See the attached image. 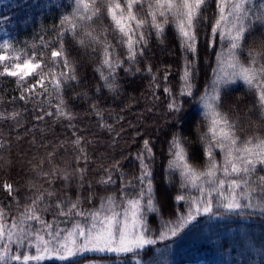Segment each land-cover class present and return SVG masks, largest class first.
<instances>
[{
  "label": "snow or ice",
  "instance_id": "snow-or-ice-1",
  "mask_svg": "<svg viewBox=\"0 0 264 264\" xmlns=\"http://www.w3.org/2000/svg\"><path fill=\"white\" fill-rule=\"evenodd\" d=\"M215 3L217 11L210 27L209 46L214 48L219 37L223 47L216 53L209 87L198 98L194 88L199 70V30L208 20L205 15L208 0H73L71 6L44 4L41 10L44 7L71 9L61 15L58 25L52 26L56 32L55 40L47 39L44 33H34L30 46L25 42L16 47L12 40L0 43V78H15L20 93L13 101L36 104L41 113L35 116L38 121L45 117L65 119L69 121V127L74 128L71 121L75 114L69 109L65 93L69 88L80 89L81 78L66 45V37L70 35L77 47L97 61L94 70L99 82L93 85L95 94L102 95L106 89L113 99H117L122 94L121 70L126 76L146 73L155 88H159L151 64L145 63L143 68L140 65L147 59L151 38L155 36L163 44L166 29L172 26L179 37L183 68L179 93L174 94L168 86L163 89L169 97L168 112L180 125L184 102L178 97L187 96L202 108L207 121V132L200 136L207 158L203 170L191 162L182 133L173 132L171 136L167 174L171 178L178 172L181 188L191 185L200 195L188 201L186 212L165 222L158 234L151 232L146 218L148 213L160 212L153 183L155 153L148 139L143 140L141 150L135 155L139 162L138 175L128 179L121 171L119 161H114L111 167H103L105 174L98 183L105 191L116 184L114 171L121 172L122 187L119 195L112 192L102 197L99 207L90 210L81 206L79 195L75 199L67 195V187L73 180L83 187L88 169L75 168L72 172L67 168L59 169L54 166L55 148L48 150V168L45 169L43 159L33 166L38 169L39 187L30 182L29 186L36 191L23 205L16 197L17 190L13 185H3L15 201L17 214L9 221L11 209L6 212L0 207V264H45L53 259L61 264H73L77 257L86 253L111 254L130 258L132 264H147V259L152 258L146 259V255L158 241L181 239L188 232L194 233L197 239L203 237L206 240L202 229L196 231L201 217L212 221L248 219L257 212L264 216V174H261L264 173V3L258 4L256 10L249 7L252 0H215ZM9 20L0 17V25ZM167 79L168 73H165L164 80ZM241 84L252 97L251 106L246 105L251 115L243 122L239 119L243 101L230 95ZM74 95L90 99L87 91H74ZM153 96L159 98L155 92ZM46 97L55 98L56 102L48 103ZM89 111L101 121L100 127L114 131L111 124L102 122L105 109L99 107L98 100L91 101ZM23 114L17 109L0 112V121L11 120L19 125ZM245 124L251 132L241 135ZM73 135L75 139L71 143L79 153L76 162L83 160L86 165L89 158L83 138L75 132ZM35 142L33 137V144ZM4 147V141H0V148ZM216 148L224 154L222 165L215 158ZM221 172L227 180L221 178ZM57 178L66 186L60 194L53 187ZM45 184L48 187H44ZM92 195L90 192L89 203ZM175 200L180 202L185 197L177 194ZM46 214L53 218L47 219ZM62 223H68L70 227H61ZM247 239L250 237L240 238L233 246L243 248ZM157 251L160 255L154 259V264H168L165 254L169 248ZM125 264H128L127 259Z\"/></svg>",
  "mask_w": 264,
  "mask_h": 264
},
{
  "label": "trees",
  "instance_id": "trees-1",
  "mask_svg": "<svg viewBox=\"0 0 264 264\" xmlns=\"http://www.w3.org/2000/svg\"><path fill=\"white\" fill-rule=\"evenodd\" d=\"M49 3L71 6L73 0H40V4H37V0H0V17L10 18L6 24L0 25V33L12 40L16 47H20L25 42L30 46L34 33H44L47 39L55 40L56 32L52 30V26L58 25L61 15L67 14L71 9L60 7L49 10L48 7H44L41 10V5ZM260 3H264V0H252L249 7L256 10V6ZM216 11L215 0H208L205 12L208 20L202 23L199 30L197 63L199 70L195 76L194 88L197 98L205 88L209 87L212 69L216 66V53L223 47L219 37L216 39L214 48L209 46L210 27ZM105 23L109 21L105 20ZM17 41L19 43H16ZM113 43H115L114 40ZM224 43L226 44L227 41L225 40ZM66 45L81 78L80 89L69 88L65 93L69 109L75 114V118L71 121L75 125L74 128L69 127V121L65 119L45 117L43 120H36L35 116L41 114L36 104L24 105L23 102L13 101V98H18L20 94L14 82L15 78H0V112H11L17 109L24 113L19 125L11 120L0 121V141L5 143V147L0 148V207H3L6 212L9 208L11 209L8 214L9 221L17 214L15 201L4 190L3 185L12 184L17 190L16 197L23 205L36 191L29 186L30 182L37 183L39 187L38 169L33 166L43 159L44 167L47 169V151L55 148V167L67 168L69 172L75 168L88 169L83 187L73 180L71 186L67 187V195L73 199L79 195L81 206L85 210L93 209L94 206L98 208L102 197L112 192L119 195V189L122 187L119 181L121 172L114 171L113 179L116 180V184L105 191L104 186L98 183L99 178L105 174L103 167H111L114 161H119L120 169L128 179L138 175L139 162L135 160V155L141 150L143 140L148 139L155 153L152 163L153 183L160 212L147 214V221L151 232L158 234L165 222L174 220L175 216L181 212H186L188 201L200 195L199 191L191 185L181 188L178 172L173 173L171 178L167 174L170 159L169 141L173 132H181L186 138L193 165L200 170L207 166V158L203 152V145L200 143V136L207 132V121L204 120L202 108L190 97H178L184 102V108L180 114L181 124L178 125L176 118L170 116L168 112L169 97L163 91L164 87L168 86L174 94H178L181 87L183 53L179 37L172 26L166 29L163 44L153 36L147 50V59L140 65L143 68L145 63L151 64L156 73V84L159 88H155L146 73L126 76L121 70L122 94L117 99H113L106 89L102 95L95 94L93 85L99 82L94 70L97 61L77 47L70 35L66 37ZM165 73H168L167 81L164 80ZM74 91H87L90 99L77 97ZM153 92L159 97L158 99L154 98ZM230 95L232 98L239 97L243 101L240 104L239 119L241 122L245 121L246 116L251 115L247 112V107L251 106L252 99L246 86L241 84L239 89ZM97 100L99 107L105 109L102 122L111 124L114 131L110 132L100 127L101 121L96 115L90 113L91 101ZM45 101L53 104L56 102L55 98L47 97ZM33 109L37 110L34 112ZM51 110L54 111V109ZM117 117L120 119L118 120ZM253 122H256L254 116ZM74 132L83 138L82 142L89 158L86 165L83 160H80L78 164L76 162L79 153L71 143L75 139ZM250 132L251 129L245 124L241 135ZM33 137L35 144H33ZM214 155L222 165L224 154L216 148ZM219 175L221 178L228 179L223 177L222 172ZM44 187L48 185L45 184ZM53 187L60 194L66 186L61 179L57 178ZM128 191L131 193V189ZM90 192L93 194L91 203L88 200ZM177 194L184 195L185 200L176 202ZM213 197L217 198L215 193ZM245 216H248L247 212ZM46 218L51 220L53 217L46 214ZM61 227L68 228L70 224L62 223ZM201 229L203 236L207 237L206 240L203 237L197 239L194 233L188 232L181 239L158 241L146 255V259L152 258L147 259V264H154V259L160 255L157 250L165 247L169 248L165 254L168 264H264V254H261V249H264V216L260 213L257 212L254 216L242 220L208 221L206 217H201L196 231L199 232ZM245 236L250 239L245 240L243 248L238 245L233 246L234 242ZM126 259L128 264H132L131 259L126 257L87 254L77 257L73 264H125ZM45 264H61V262L49 260Z\"/></svg>",
  "mask_w": 264,
  "mask_h": 264
},
{
  "label": "rangeland",
  "instance_id": "rangeland-1",
  "mask_svg": "<svg viewBox=\"0 0 264 264\" xmlns=\"http://www.w3.org/2000/svg\"><path fill=\"white\" fill-rule=\"evenodd\" d=\"M4 40H9L8 38H7V36L6 35H3L2 33H0V43H3V41ZM149 214V213H148ZM147 218V217H146ZM87 254H96V253H86V254H84V255H87ZM98 255V254H97ZM99 255H103V254H99ZM108 255H110V256H112L111 254H108ZM54 260V259H53Z\"/></svg>",
  "mask_w": 264,
  "mask_h": 264
}]
</instances>
